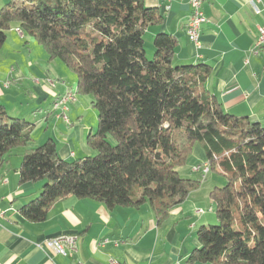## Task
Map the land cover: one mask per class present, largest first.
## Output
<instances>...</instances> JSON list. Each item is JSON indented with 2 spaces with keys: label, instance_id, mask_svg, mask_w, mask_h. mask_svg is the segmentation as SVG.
I'll list each match as a JSON object with an SVG mask.
<instances>
[{
  "label": "trees",
  "instance_id": "16d2710c",
  "mask_svg": "<svg viewBox=\"0 0 264 264\" xmlns=\"http://www.w3.org/2000/svg\"><path fill=\"white\" fill-rule=\"evenodd\" d=\"M161 22L143 0H7L0 7V48L17 25L76 74L77 93L92 97L98 118L86 137L94 154L67 162L52 139L34 146L32 124L0 104V165L23 147L19 182L42 183L19 212L41 222L55 201L73 195L109 209L148 203L160 224L200 187L177 171L198 143L226 182L210 191L217 222L197 228L199 246L187 262L264 264V126L222 108L204 86L209 65L173 64L174 35L156 34L147 54L144 33Z\"/></svg>",
  "mask_w": 264,
  "mask_h": 264
},
{
  "label": "crops",
  "instance_id": "0c3cea01",
  "mask_svg": "<svg viewBox=\"0 0 264 264\" xmlns=\"http://www.w3.org/2000/svg\"><path fill=\"white\" fill-rule=\"evenodd\" d=\"M6 1L0 0V7ZM249 1L204 0L206 21L197 48L186 35L190 14L186 1L143 0L162 16L161 24L149 26L143 38L146 51L153 52L156 34L174 35L178 43L173 64L209 65L211 73L204 86L222 108L264 126V45H256L264 11L255 14ZM18 29L13 25L7 31L0 48V104L11 116L32 124L34 146L52 139L59 157L67 162L92 155L86 137L97 128V114L84 98L77 97L76 77L60 60H49L46 51ZM47 76L59 79L54 88L43 81ZM68 90L74 100L68 112L70 124H65L51 107ZM23 152V147L14 149L0 165V264H111L112 260L119 264H192L187 257L199 246L195 230L214 220L212 212H196L201 184L160 224L148 203L109 209L101 202L73 195L55 201L45 220L31 222L19 209L39 195L42 183L19 182ZM186 163L178 168L192 174L198 173L192 171L194 166L206 163L200 144L194 145ZM63 234L77 236L73 255L54 254L44 246L45 240ZM102 240L107 242L101 245Z\"/></svg>",
  "mask_w": 264,
  "mask_h": 264
},
{
  "label": "built area",
  "instance_id": "2783aa9c",
  "mask_svg": "<svg viewBox=\"0 0 264 264\" xmlns=\"http://www.w3.org/2000/svg\"><path fill=\"white\" fill-rule=\"evenodd\" d=\"M168 1H172V0H168ZM180 1H186L190 7L189 19L186 25V35L188 40L191 43H193L195 47L198 48L200 45L199 36L201 33V26L206 21V17L202 11V4L204 0H180ZM249 4L255 14L260 13L262 10L264 11V0H250ZM257 4H261V8H259ZM164 8L168 10L169 6H165ZM258 31L259 34L256 40V44H264V26L259 27ZM18 32L22 33L19 29ZM43 81L48 86L54 88L58 80L47 76L43 79ZM61 83L64 84L63 82ZM73 100L74 97L69 94V90H68L67 99H59L57 105L51 107L54 116L57 119H61L65 124H70V120L68 116V112H69L68 105L69 102ZM192 171L200 173L202 179H205L206 175L210 172L209 164L206 162L204 164L196 165L192 168ZM196 212L201 213L202 210L199 209ZM2 215H3L2 212H0V217H2ZM76 240H77V236L75 234H63L45 240L44 246L54 254H58L61 256L73 255L77 251ZM106 242L107 240H102L100 244L103 245ZM110 263L119 264L114 260H112ZM77 264H85V263L78 262Z\"/></svg>",
  "mask_w": 264,
  "mask_h": 264
},
{
  "label": "rangeland",
  "instance_id": "374dc122",
  "mask_svg": "<svg viewBox=\"0 0 264 264\" xmlns=\"http://www.w3.org/2000/svg\"><path fill=\"white\" fill-rule=\"evenodd\" d=\"M40 48L43 49V47L41 45H39ZM147 54L148 55H151L152 54V50H149L147 49ZM70 71V70H69ZM71 74H73L75 77H76V74L73 72V71H70ZM59 81V79H58ZM61 82V81H60ZM73 97H74V93L70 92ZM77 97L79 98H84V102L86 101V103H89L88 106L90 105L91 108L90 109H93L96 114H97V110L93 107L92 105V97L90 95H87V94H79L77 93L76 94ZM76 98V97H75ZM81 100V99H80ZM70 104L71 102H69V105L68 107H70ZM92 116L90 115L89 118H91ZM98 120V118H97ZM94 154V153H93ZM92 154V155H93ZM187 164V163H186ZM203 164V163H202ZM184 167V166H183ZM178 172H179V175L182 176V177H185V178H192V179H196V180H199L201 181V188L200 190L197 192L198 194V206L196 207L198 210L201 209L202 211L204 210L205 212H207L208 214L210 212H212L214 214V220L212 222H210L209 224H214L216 223V214H215V203L213 202V200L210 198V191L213 187H215V185L217 186H222L224 185V183L226 182L225 181V178L224 176H222L219 172H216V171H210V173H208L206 175V179H201V174H198V173H190L189 171H180V168L177 169ZM220 178H223L222 179V183L221 184H217V179L219 180ZM196 209V210H197ZM195 210V211H196ZM198 228V227H197ZM197 230V229H196ZM196 230H195V233H196Z\"/></svg>",
  "mask_w": 264,
  "mask_h": 264
},
{
  "label": "bare ground",
  "instance_id": "6f19581e",
  "mask_svg": "<svg viewBox=\"0 0 264 264\" xmlns=\"http://www.w3.org/2000/svg\"><path fill=\"white\" fill-rule=\"evenodd\" d=\"M257 46H262L264 44H256ZM70 95H72L70 92H69ZM67 96H68V92H66L64 95H62L60 98H57L53 103H52V107L56 106L59 99H67ZM73 96V95H72Z\"/></svg>",
  "mask_w": 264,
  "mask_h": 264
}]
</instances>
